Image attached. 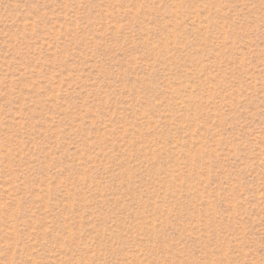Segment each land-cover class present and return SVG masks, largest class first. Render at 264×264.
<instances>
[{
  "label": "rangeland",
  "instance_id": "obj_1",
  "mask_svg": "<svg viewBox=\"0 0 264 264\" xmlns=\"http://www.w3.org/2000/svg\"><path fill=\"white\" fill-rule=\"evenodd\" d=\"M0 264H264V0H0Z\"/></svg>",
  "mask_w": 264,
  "mask_h": 264
}]
</instances>
